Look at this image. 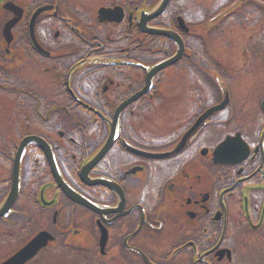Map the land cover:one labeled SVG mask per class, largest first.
<instances>
[{
    "label": "flooded vegetation",
    "instance_id": "flooded-vegetation-1",
    "mask_svg": "<svg viewBox=\"0 0 264 264\" xmlns=\"http://www.w3.org/2000/svg\"><path fill=\"white\" fill-rule=\"evenodd\" d=\"M142 3L0 0V95L8 100L0 105V113H8L9 122L7 135L0 129V137L8 142L0 147V170L7 173L0 180L1 201L10 189L20 140L35 135L49 146L42 150L30 144L24 149V191L17 202L27 207L13 208L8 216L31 219L36 210L41 228L54 235L25 264H145L139 251L156 264L184 259L189 264H228L232 259L227 252L219 256V250L233 252L245 227L257 229L264 222V87L253 88L254 100L234 98L233 87H188L183 101L187 118L173 119L163 133L146 132L144 124L166 101L135 98L116 114L120 104L143 87L145 58L151 63L160 58L144 55L146 35L138 26ZM45 5L51 8L32 22L33 12ZM185 6L191 8L190 3ZM17 8L22 9L20 16H15ZM101 10L112 19L100 21ZM15 17L20 18L10 27V37L4 36L5 23ZM233 17L237 41L225 49L239 53L238 63L241 59L248 66L250 61L254 70L256 61L264 62V0L242 1ZM154 47L160 53V47ZM192 49L187 43V67L193 62L209 74L211 63L228 66L223 57L212 55L213 48L203 46L201 58H193ZM158 89L150 97H160ZM224 99L226 104L199 124L182 150L153 156L171 148L205 109ZM113 122L120 125L118 137L92 162L87 178L112 181L118 193L103 184H86L81 177L82 166L92 160ZM230 136L234 139L215 155ZM52 166L64 183L100 210L68 198ZM85 221L88 226H80ZM101 230L107 235L102 252ZM81 251L94 260L86 255L73 259Z\"/></svg>",
    "mask_w": 264,
    "mask_h": 264
},
{
    "label": "rangeland",
    "instance_id": "rangeland-1",
    "mask_svg": "<svg viewBox=\"0 0 264 264\" xmlns=\"http://www.w3.org/2000/svg\"><path fill=\"white\" fill-rule=\"evenodd\" d=\"M193 4H201L204 2L205 5H203V11H209L213 7L216 6L215 0H192ZM222 2H219V4L216 6H220ZM225 3H222L224 5ZM193 7V6H192ZM197 9L199 8V5L196 6L194 5ZM196 8H194L195 14L197 13ZM202 14V13H201ZM211 14V13H210ZM209 14V15H210ZM209 15H203L198 18V21L200 22V26L203 28V26L207 25L208 22V16ZM193 23V22H192ZM208 25H213L209 23ZM199 28V27H198ZM243 32V31H241ZM210 34V32H208ZM212 35V34H210ZM199 41L198 39H195V42ZM202 46H205L207 48H213L212 49V54L218 55L219 57L224 58V62L227 63V68L233 73V78L232 82L230 81L231 86L233 87L234 90V98L240 99V100H254L256 99L255 94L252 92L254 87H264V62H259V61H253L259 66H255L254 70L251 72L242 75L241 73L243 72V60H238L239 53H234L231 50V53L233 56L228 55L227 53H230L227 51L224 47L221 41H219V38H215L214 36H206L205 39L202 41ZM240 49V48H239ZM262 50H264V47L262 46ZM237 51V50H236ZM235 51V52H236ZM227 52V53H226ZM234 58V62L232 61H226L228 58ZM207 59H205L206 61ZM204 61V60H203ZM209 61V59H208ZM246 67L244 66V70ZM185 70L178 71L179 73L172 74L171 76H174L172 79H167L163 80L162 87H164V90L168 92L169 95V103L165 108H163L161 111L157 113V116H155L154 119H152V124H149V126L153 129L154 126L155 132L157 133H163L165 131H169V125L171 124V121L168 119L170 116L173 118L175 115L177 116H182L184 115V103L185 99H187V94H185V99H184V92H183V87H186V73L184 72ZM169 77V76H168ZM166 77V78H168ZM165 78V79H166ZM170 80V81H169ZM202 84L204 87H212L208 82H205L204 79L201 80ZM182 83V86H180ZM241 87V90H240ZM184 99V100H183ZM5 100L4 98L0 95V105L4 104ZM164 114V118L158 117L159 115ZM185 115L184 117L178 118L177 120L183 121L186 119ZM0 124L3 123L4 120L7 119L8 113H1L0 115ZM177 118V117H175ZM171 119V118H170ZM8 134L7 132H5ZM25 203V202H21ZM67 211V210H66ZM79 212H82L78 210ZM68 212V211H67ZM37 214L36 210H33V217L34 215ZM79 223V221H78ZM88 226L87 221L82 222V227ZM171 227V226H170ZM246 231L245 233H241L239 235V241H234V243L239 247V250L237 252V258L239 260L244 261L238 262V264H264V222L262 225L257 228V229H249L248 227H245ZM36 228L29 227L28 231L29 233L35 230ZM28 233L22 232V233H17L16 237H7L5 238L1 233H0V259H2L4 256L10 253V250L14 249L17 244L22 241ZM167 238V237H165ZM59 241L61 242V238H59ZM22 244V243H21ZM88 249V248H87ZM53 258V256L51 254ZM38 257L35 259L37 260ZM62 259V258H60ZM63 260V259H62ZM119 260V259H118ZM168 262L172 261V258L166 257ZM117 262V261H116ZM34 262L33 264H35ZM116 264V263H114ZM177 264H189L187 259L184 260H178Z\"/></svg>",
    "mask_w": 264,
    "mask_h": 264
},
{
    "label": "water",
    "instance_id": "water-1",
    "mask_svg": "<svg viewBox=\"0 0 264 264\" xmlns=\"http://www.w3.org/2000/svg\"><path fill=\"white\" fill-rule=\"evenodd\" d=\"M169 0H161L159 7L157 8V10L155 11V14L162 12L165 8V6L167 5ZM102 13V11H101ZM152 15V14H151ZM145 30L149 31V32H153L152 29H147L145 28ZM158 33L167 35L168 37L175 39L176 41H179V45H180V38L176 33H173L171 31H164V30H158ZM181 45H180V49L178 50V54L171 58L168 59L167 61H164L163 63H161L158 66H155L153 69H151V71L148 73V76H150L151 74H153L158 68H161L167 64H170L171 62L175 61L180 52H181ZM148 87H144V90H146ZM224 103H221L218 107H221ZM217 107V106H216ZM214 107V108H216ZM182 141H184V139H182ZM182 141H181V146H182ZM180 147H178L179 149ZM61 187L63 188L64 192L70 196L73 200L80 202L86 206L91 207V205L85 201L82 197H80L78 194H75V192L73 190H71L70 188H68L67 186H65L64 184L60 183ZM17 188H18V161L15 162L14 165V178H13V184H12V188L11 191L9 193V196L7 197L6 201L4 202V204L2 205L1 209H0V215H2L6 210H8L10 204L14 201L16 195H17ZM52 237L47 233V232H40L38 233L34 238H32L24 247H22L19 251H17L16 253H14L12 256H10L8 259H6L5 261H3L0 264H23L27 259L31 258V256H33L35 254V252L44 244H46V242L48 240H50Z\"/></svg>",
    "mask_w": 264,
    "mask_h": 264
}]
</instances>
